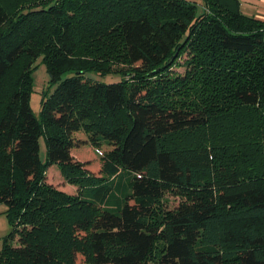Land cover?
<instances>
[{"label":"trees","instance_id":"obj_1","mask_svg":"<svg viewBox=\"0 0 264 264\" xmlns=\"http://www.w3.org/2000/svg\"><path fill=\"white\" fill-rule=\"evenodd\" d=\"M77 132L105 146L97 174ZM1 204L0 264H264V19L241 0H0Z\"/></svg>","mask_w":264,"mask_h":264},{"label":"rangeland","instance_id":"obj_2","mask_svg":"<svg viewBox=\"0 0 264 264\" xmlns=\"http://www.w3.org/2000/svg\"><path fill=\"white\" fill-rule=\"evenodd\" d=\"M195 1L199 2L200 0H195ZM260 18L264 19V17H260ZM184 56L182 59H184ZM174 69L178 72H182L184 67L175 66ZM32 75L34 79V84H33L34 90L31 93L30 105L33 112L38 117L40 113L42 91L44 89H47L48 87L49 76L46 71L45 65L43 63L38 64L36 69L33 71ZM75 135L76 138H79V140L85 137L82 132H77ZM79 140L77 143H75L74 147L71 149V153L74 155L76 159L84 162L85 168L88 171L97 174L99 172V167H100V161H99L100 152L104 151L105 146H100L98 153L96 151V147L92 146L88 142H83L84 140L82 141ZM40 157L43 161L46 159V145L42 137L40 139ZM46 179L48 182L54 184L55 186L59 187L60 189L68 193H76L78 190L77 185L69 183L65 180V178L62 176L60 172L58 165L56 164H52L51 166L48 167ZM171 202L176 203L177 199L170 197V203ZM5 208H6L5 205L3 204L0 205V247L4 236L12 229L9 220L6 214L4 213ZM76 264H88V263H86L81 256H78V258L76 259Z\"/></svg>","mask_w":264,"mask_h":264},{"label":"crops","instance_id":"obj_3","mask_svg":"<svg viewBox=\"0 0 264 264\" xmlns=\"http://www.w3.org/2000/svg\"><path fill=\"white\" fill-rule=\"evenodd\" d=\"M241 9L246 14L264 17V0H241Z\"/></svg>","mask_w":264,"mask_h":264}]
</instances>
